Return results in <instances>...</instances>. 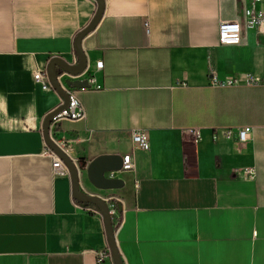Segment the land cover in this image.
<instances>
[{"label":"crops","instance_id":"1","mask_svg":"<svg viewBox=\"0 0 264 264\" xmlns=\"http://www.w3.org/2000/svg\"><path fill=\"white\" fill-rule=\"evenodd\" d=\"M104 1L82 40L102 87L75 89L86 118L53 135L78 164L134 153L136 169L115 175L122 188L89 190L115 210L124 264H264V24L241 20L238 45L218 39L219 24L254 0ZM97 9V0H0V264H114L102 213L82 208L69 170L55 174L44 154L45 118L63 98L37 82L53 57L78 63L77 36ZM210 73L240 83L212 86ZM246 125L247 142L224 134ZM135 131L148 133L149 150L134 148Z\"/></svg>","mask_w":264,"mask_h":264},{"label":"built area","instance_id":"2","mask_svg":"<svg viewBox=\"0 0 264 264\" xmlns=\"http://www.w3.org/2000/svg\"><path fill=\"white\" fill-rule=\"evenodd\" d=\"M261 0H254L252 3V6L249 8L244 9L242 16L240 19L236 20H230V21H223L219 24L218 27V39L219 43L223 45H238L242 42V32H243V24L246 25L247 28H254V27H260L264 24V11L257 8V4ZM149 26V23L146 22V27ZM104 66V62L102 60L96 62V69L100 70ZM67 74L63 73L58 76V79L62 85V87L68 92L70 95V103L69 106L61 111L59 114L53 117V120L50 125V133L53 140L76 162L79 169V182H80V188L85 193L91 195L94 193H91L86 185L83 182L82 179V172L83 169L79 166L78 160L73 158L69 154V141H66L65 139H58L53 135V130L56 128V126L63 120H70V121H77L82 120L86 118V109L79 98L76 90L74 88H70L66 82L65 79L69 78L66 77ZM69 76V75H67ZM84 77V78H83ZM71 79H81V80H87L89 84L97 89H100L102 86L97 83L95 74L90 71L89 66L85 69V71L77 76H70ZM37 82L42 85V88L47 89H53L47 73H42L38 75ZM209 82L212 86L216 87H226V86H234L240 83V80L238 78H228L225 80L219 79L214 73H210L209 75ZM247 83L249 84H258L260 83V79L257 76L251 75L247 79ZM253 127L250 125L242 126V127H229L224 130V134L227 138H235L238 141L244 143L247 142L249 139L250 134L252 133ZM133 144L135 149L139 150H149L150 149V141L148 133L145 131H135L133 133ZM45 155L52 158L53 160V171L55 174H65L68 172V168L64 164V162L60 159V157L47 145L46 143V149L44 152ZM123 158V164L122 169L118 171H112L107 172L109 174V178H119L115 175H120L123 172H129L134 171L136 169V160L134 153H127L122 156ZM234 175H240L238 171H234ZM243 177L245 178H254L256 172L252 168H246L241 173ZM101 196V195H100ZM104 198V197H103ZM107 202L108 199L104 198ZM82 208L89 213L93 214H101V211L92 206V205H85L82 206ZM111 209V208H110ZM112 215L115 213V210H111ZM98 255V262L101 263L108 257H110L109 251H100L97 253Z\"/></svg>","mask_w":264,"mask_h":264},{"label":"water","instance_id":"3","mask_svg":"<svg viewBox=\"0 0 264 264\" xmlns=\"http://www.w3.org/2000/svg\"><path fill=\"white\" fill-rule=\"evenodd\" d=\"M98 9L97 12L91 21V23L77 36L75 45L76 53L78 55V63L76 65L69 64L66 60L60 57H53L47 65V76L52 88L57 91L63 98L62 104L57 107L54 111L50 112L44 121L43 124V134L45 142L47 145L60 157L64 162L66 167L69 170L72 179V193L73 196L83 203L93 204L97 206L104 218L106 231L108 235V241L110 245L111 255L114 261V264H124L122 256L120 254L117 240L115 227L113 224V216L108 202L100 195L97 194H87L80 188L79 182V169L76 162L53 140L50 133V125L53 120V117L59 114L61 111L65 110L70 103V95L62 87L58 76L65 73L69 76H77L85 71L88 65V58L82 49V40L84 37L93 31L98 23L100 22L104 10H105V1L97 0ZM66 84L70 88H85L91 87L87 80L81 79H65ZM123 158L119 154H105L100 155L93 159L87 167L80 166L83 171L86 172V177L91 183L92 187L98 190H116L124 186V180L122 178H109L105 174L107 172L118 171L122 169Z\"/></svg>","mask_w":264,"mask_h":264},{"label":"rangeland","instance_id":"4","mask_svg":"<svg viewBox=\"0 0 264 264\" xmlns=\"http://www.w3.org/2000/svg\"><path fill=\"white\" fill-rule=\"evenodd\" d=\"M124 177L127 178V174H124ZM85 185L87 187L88 190H90L92 188L91 183L88 181L87 177H85Z\"/></svg>","mask_w":264,"mask_h":264},{"label":"trees","instance_id":"5","mask_svg":"<svg viewBox=\"0 0 264 264\" xmlns=\"http://www.w3.org/2000/svg\"><path fill=\"white\" fill-rule=\"evenodd\" d=\"M79 164H80V166L84 167L87 165V162L85 161L84 158H82L79 160ZM85 205H90V204L86 203Z\"/></svg>","mask_w":264,"mask_h":264}]
</instances>
